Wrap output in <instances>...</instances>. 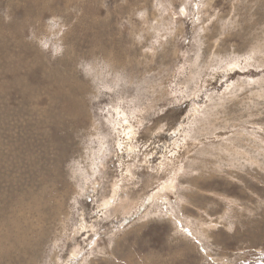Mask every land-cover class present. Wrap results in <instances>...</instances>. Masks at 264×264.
Returning a JSON list of instances; mask_svg holds the SVG:
<instances>
[{"label": "rangeland", "instance_id": "1", "mask_svg": "<svg viewBox=\"0 0 264 264\" xmlns=\"http://www.w3.org/2000/svg\"><path fill=\"white\" fill-rule=\"evenodd\" d=\"M0 264H264V0H0Z\"/></svg>", "mask_w": 264, "mask_h": 264}, {"label": "bare ground", "instance_id": "2", "mask_svg": "<svg viewBox=\"0 0 264 264\" xmlns=\"http://www.w3.org/2000/svg\"><path fill=\"white\" fill-rule=\"evenodd\" d=\"M179 100V99H178ZM126 117V116H125ZM114 124V123H113ZM158 125V124H157ZM130 128V127H129ZM130 130V129H129ZM155 130V129H154ZM170 132H172V131H170ZM127 136H130L129 134L127 135ZM180 140V139H179ZM190 140V139H189ZM136 141V140H135ZM152 141V140H151ZM119 144V143H118ZM139 146V145H138ZM135 148V147H134ZM145 148V147H144ZM117 152V151H116ZM122 152V151H121ZM182 152H183V150H182ZM131 155H135L134 154V152H131L130 153ZM130 156V155H129ZM179 156V155H178ZM134 158V157H133ZM170 159V158H169ZM174 159V158H173ZM125 160V159H124ZM122 162V161H121ZM162 163V162H161ZM163 164V163H162ZM176 165V164H175ZM138 166V165H137ZM171 167V166H170ZM129 168V167H128ZM169 169V168H168ZM136 171V170H135ZM170 174V173H169ZM151 176V175H150ZM156 178V177H155ZM151 179V178H150ZM164 179V178H163ZM118 180V179H117ZM152 180V179H151ZM164 181V180H163ZM161 182V181H160ZM156 183V182H155ZM90 184V183H89ZM168 184V183H167ZM148 185V184H147ZM164 185V184H163ZM151 188V187H150ZM86 189V188H85ZM93 189V188H92ZM136 189V188H135ZM131 194H132V192H131ZM120 195V194H119ZM136 195V194H135ZM93 197V196H92ZM91 197V198H92ZM162 197V196H161ZM131 198V197H130ZM139 199V198H138ZM76 200V199H75ZM147 204V203H146ZM128 206V205H127ZM77 208V207H76ZM118 213H119V211H118ZM110 214V213H109ZM121 214V213H120ZM85 215V214H84ZM103 217V216H102ZM112 217V216H111ZM104 221V220H103ZM86 239V238H85ZM72 242V241H71ZM84 251V250H83ZM76 258V257H75Z\"/></svg>", "mask_w": 264, "mask_h": 264}]
</instances>
